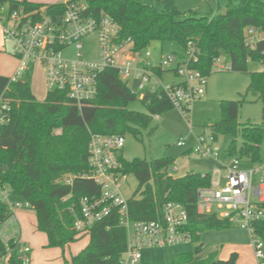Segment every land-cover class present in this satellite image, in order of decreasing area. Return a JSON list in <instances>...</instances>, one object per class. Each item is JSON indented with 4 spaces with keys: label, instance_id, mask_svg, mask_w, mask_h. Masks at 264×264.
<instances>
[{
    "label": "trees",
    "instance_id": "1",
    "mask_svg": "<svg viewBox=\"0 0 264 264\" xmlns=\"http://www.w3.org/2000/svg\"><path fill=\"white\" fill-rule=\"evenodd\" d=\"M70 1L75 0L51 3L9 0L8 3L14 9L44 10L58 16ZM84 2L89 15H109L119 25L121 37L133 42V50L138 53L155 41L177 42L184 48L188 41H194L197 59H192L190 66L207 77L218 60L238 72H249L250 59L264 62V41H259L256 49H249L245 33L247 27L264 32V0H227L211 14L193 9L181 11L175 6L164 9L147 0ZM33 65L15 80L0 74V97L9 106V118L0 125V180L14 195L30 204L38 229L47 235V247H59L65 253L72 243L88 236V243L78 253L70 258L64 255L63 264H124L122 256L128 248V235L117 210L93 223L86 232L75 228V221L81 215L80 198L101 192V186L85 176L90 173L91 134L125 136L130 132L142 140L143 131L151 134L155 129L154 116L173 109L174 105L163 94L147 93L141 100L147 105L148 113L130 109V102L137 96L116 67L100 74L96 98L83 105L75 103L59 89L49 90L46 97L39 100L32 90ZM168 70L176 71V68ZM163 71L158 69L157 73L162 76ZM247 90L264 96V69L250 72ZM242 101H221V116L205 125L211 127L216 139L220 134L233 137L227 156L258 164L264 161V121L239 123ZM237 136L242 138L241 145L237 143ZM120 160L124 174L139 175L138 188L128 201L134 221L161 218L164 205L170 201L183 204L188 212L186 229L192 235L194 248L191 252L179 253L170 264L238 263L239 252L219 258L218 250L208 249L209 245L201 240L206 231L237 227L231 219L198 212L199 194L210 187L211 171L191 170L183 176H174L169 174L174 162L172 157L128 161L120 155ZM150 180L153 188L148 185ZM144 185L145 190L137 197ZM11 215L7 204L0 202V226ZM255 227L264 240V221L257 222ZM10 248L9 264H29L21 259L16 244H11ZM6 249L0 238L1 254L6 253Z\"/></svg>",
    "mask_w": 264,
    "mask_h": 264
},
{
    "label": "built area",
    "instance_id": "2",
    "mask_svg": "<svg viewBox=\"0 0 264 264\" xmlns=\"http://www.w3.org/2000/svg\"><path fill=\"white\" fill-rule=\"evenodd\" d=\"M86 9V3L70 1L61 15L52 16L44 10L14 9L10 4L1 3L0 22L6 23L2 26L3 39L12 43L14 55L20 60V66L11 79L20 77L30 64L39 63L46 70L50 90L65 91L69 99L83 105L96 98L100 74L107 68L116 67L122 79L133 77L137 81L143 91L142 97L147 93L163 94L187 117L192 102L205 94L207 89V76L190 66L191 60L197 59L195 42L188 41L185 47L188 59L180 60L176 66L177 75L183 77V81L179 82L181 84L165 83L157 70H168L165 67L175 60L173 55L154 62L150 51L146 50L143 54L133 50V42L121 37L119 25L109 15L92 16ZM93 33L98 36V59L84 60L80 52L81 41ZM245 33L249 49H256L259 41H264V32L254 27H247ZM70 46L78 50L77 59L65 57L64 50ZM121 53L124 55L119 61L117 56ZM262 53L264 55V50ZM261 64L264 69V62ZM215 67L231 70V66L223 60H218ZM0 105L3 107V123L9 118V106L3 97H0ZM155 116L159 118L160 115ZM186 140V137H181L178 145L185 146ZM125 143L126 138L121 134H91L90 173L85 176L98 183L101 192L80 198L81 215L75 221V228L86 232L93 223L117 210L120 223L128 235V248L122 261L136 264L142 257L141 250L187 243L192 241V235L186 229L188 212L179 202H167L161 218L141 221L131 218L129 198L122 191V180L126 174L121 171L120 152ZM216 143L212 132L209 135L200 134L189 149L193 154L214 158L219 163L212 171L210 187L200 191L198 212L231 219L237 226L247 229L256 256L260 264H264V240L258 236L255 227L257 222L264 221V161L250 166H243L244 160L236 156L220 161ZM173 170L177 172L178 168ZM11 194V188L0 180V202L7 204L12 213L0 226V238L7 248L4 254L0 251V262L8 260L10 246L16 244L21 259L29 263L30 248L17 226V211L31 209V206L28 202H13Z\"/></svg>",
    "mask_w": 264,
    "mask_h": 264
},
{
    "label": "rangeland",
    "instance_id": "3",
    "mask_svg": "<svg viewBox=\"0 0 264 264\" xmlns=\"http://www.w3.org/2000/svg\"><path fill=\"white\" fill-rule=\"evenodd\" d=\"M8 1L9 0L4 1L6 6L9 4ZM30 1L51 3L55 1L67 0ZM78 1L85 3L84 0ZM147 1L154 6L164 9L175 6L181 11L193 9L203 14H211L217 10L218 5H225L227 0ZM1 3L2 1L0 0V4ZM3 25H6V23L0 22V72H8L12 70L13 66L17 63L19 67L20 60L14 55L12 43L3 39ZM81 43V58L84 60L96 61L98 59L99 49L97 34L93 33L84 37ZM146 50L151 52V59L154 62H160L162 58H167L168 56L173 55L175 60L170 66L165 67V69L176 68L180 60L188 59L185 48L177 42L166 41L162 43L160 41H155L143 51V54ZM64 55L69 59H77L78 50L75 46H70L64 50ZM123 55L124 54L121 53L117 56V59L121 61ZM248 68L249 72H238L215 67L212 74L207 77L206 93L192 102L187 117L183 115L182 111L178 107H174L173 109L163 113L159 116V118L154 116L152 126L155 129L151 134H148V131H143L142 140H139L130 132L125 134L126 143L120 152V155L128 161L135 158H145L147 160H151L172 157L174 158V162L169 168V174H173L174 176H181L191 170L212 172L215 167L219 166L218 161L211 157L205 158L193 153H187V151L194 144L195 137L197 135H209L212 132L211 127L206 126L205 124L210 120L217 119L221 116V101L243 100L240 103L238 115V121L241 124L247 122L261 123L264 121V96L259 94L255 95L247 90L250 83V72L262 69V64L250 59ZM161 77L165 83H179L183 81V77L177 75L176 71L172 70L163 71ZM125 81L128 87L137 96L136 100L130 102L129 108L143 113H148L147 105L141 100L143 91L138 87L137 81L133 77H129L125 79ZM32 90L39 100H41L39 98L40 94H44L45 92L47 93L50 90L46 82V70L39 63L33 65ZM2 108L3 107L0 105V125L2 124ZM181 137L187 138V143L183 147L178 145V141ZM232 139L233 137L231 135H219L215 146L220 151V161H224L226 158H232V156H227V148ZM236 140L238 145H241V136H237ZM250 165L251 163L248 161L243 162V166ZM174 167L178 168L177 172H174ZM138 185L139 175L137 173L132 172L126 174L125 178L122 180V191L124 196L127 198L132 197L136 192ZM148 185L153 188V182L151 180L148 182ZM145 188L146 185H144L142 190L137 193V197L142 195ZM10 198L15 203L25 204L26 202L21 197L16 196L13 193ZM24 210L32 215L34 218V223L32 225H34L35 220L37 219L35 212L29 208ZM211 236L218 238L217 240H213L210 238ZM87 240L88 236H84L78 241L72 243V251H80L85 247ZM205 240L209 244L208 249L214 247L218 250L219 258H227L231 252L237 251L240 254L237 264H260V260L256 256V251L252 243L251 234L247 229L237 226L236 228L222 232L209 231ZM238 244H240V246ZM235 246H239V249ZM193 248L194 243L190 241L183 244L163 245L143 249L141 250L142 257L136 264H170L179 253L191 252ZM66 249L67 253L70 254V250L68 248ZM0 264L9 263L8 260L5 259L2 260Z\"/></svg>",
    "mask_w": 264,
    "mask_h": 264
},
{
    "label": "crops",
    "instance_id": "4",
    "mask_svg": "<svg viewBox=\"0 0 264 264\" xmlns=\"http://www.w3.org/2000/svg\"><path fill=\"white\" fill-rule=\"evenodd\" d=\"M18 68L19 67H18V63H17L15 66H13L12 70H10L8 72H0V74L12 77L15 75ZM46 94H47L46 92L44 94H40L39 98L41 100L44 99L46 97ZM185 174H183V175H185ZM183 175H181V176H183ZM17 218H18L17 226L20 228L21 237L30 247L29 264H63L64 255L66 257L70 258L71 255L79 252V250L72 251V249H71L72 244L69 247H67L70 250V254L67 253V249H65V253H64V251L59 247L48 248L47 247V244H48L47 235L44 232H41L38 230V227H37L38 225H37V221H36L37 219L35 220V224L32 225L34 223L33 222L34 218L32 217V215L27 213L25 210H18L17 211ZM227 230H230V229H227ZM209 231H218V230H209ZM209 231L204 232L202 235V239H201L202 242L206 243L207 245H209V244L205 240V238L209 234ZM222 231H226V230H220L218 232H222ZM210 238L213 240H217L218 237L211 236ZM88 240H87L86 244L88 243ZM86 244H85V246H86ZM238 245L240 246V244H238ZM239 246H235V247L239 249ZM212 248H214V247H212Z\"/></svg>",
    "mask_w": 264,
    "mask_h": 264
},
{
    "label": "water",
    "instance_id": "5",
    "mask_svg": "<svg viewBox=\"0 0 264 264\" xmlns=\"http://www.w3.org/2000/svg\"><path fill=\"white\" fill-rule=\"evenodd\" d=\"M61 20V18L59 17V21Z\"/></svg>",
    "mask_w": 264,
    "mask_h": 264
}]
</instances>
